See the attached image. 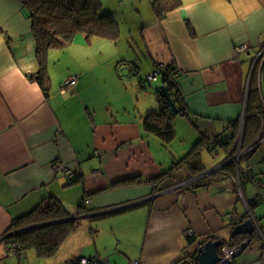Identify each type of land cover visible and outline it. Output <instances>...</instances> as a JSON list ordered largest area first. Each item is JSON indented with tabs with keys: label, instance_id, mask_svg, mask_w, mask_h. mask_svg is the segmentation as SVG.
<instances>
[{
	"label": "crops",
	"instance_id": "1",
	"mask_svg": "<svg viewBox=\"0 0 264 264\" xmlns=\"http://www.w3.org/2000/svg\"><path fill=\"white\" fill-rule=\"evenodd\" d=\"M180 1L163 20L152 12L142 22L133 48H144L140 68L124 47L107 55L94 47L100 37L77 35L67 47L48 51V85L43 91L34 76L40 65L30 14L16 0H0V237L12 232L14 221L56 201L69 217L42 225L78 221L56 250L57 264L84 256L103 258L104 264H111L109 256L115 264L119 257L142 264H177L195 254L206 238L231 242L236 225L224 217H248L238 212L242 200L235 183L214 174L176 189L195 171L173 164L200 139L231 133L230 125L246 115L254 70L264 97V61L259 58L264 0ZM244 46L243 52H236ZM118 59L130 66L133 96L116 79L117 69L110 70ZM161 65L178 71L188 113L174 116L175 138L166 144L170 150L142 128L143 118L159 104L140 81ZM69 78L75 85L62 93L61 84ZM158 80L162 78L153 83ZM260 151L261 163L248 166L256 176H264V144ZM56 162L76 177L68 181L54 171ZM227 171L236 176V170ZM83 203L86 210L79 212ZM227 228L232 229L225 242L219 234ZM188 231L194 235L191 245L186 242ZM9 240H0V253L9 252ZM256 260L252 248L236 264Z\"/></svg>",
	"mask_w": 264,
	"mask_h": 264
},
{
	"label": "trees",
	"instance_id": "2",
	"mask_svg": "<svg viewBox=\"0 0 264 264\" xmlns=\"http://www.w3.org/2000/svg\"><path fill=\"white\" fill-rule=\"evenodd\" d=\"M21 4V7L29 12L32 34L35 40V56L40 65V70L34 75L36 81L40 84L43 91H46L48 85V77L45 72V63L48 51L53 48H65L70 45L77 35H84L85 37H100L111 41L117 40L120 36V28L116 19L111 15L102 12V4L100 0H16ZM181 6L180 0H153L151 8L158 21H161L170 12L178 9ZM135 70L137 69L134 65ZM133 68V69H134ZM178 71L173 65H167L163 73L162 83L168 89L171 100L177 108L178 115L186 116L187 107L179 90V82L173 84L169 81L170 74ZM135 73V71H134ZM257 71L254 70L250 79V87L247 93L246 115L244 116L243 138L242 145L246 146L249 142L254 140L264 130V98L260 95V88H257L256 81H258ZM259 74V73H258ZM147 78V77H146ZM141 79L140 84L147 80ZM179 79V77H178ZM149 82V81H148ZM150 83V82H149ZM264 94V89H263ZM158 109L150 111L142 120L143 131L154 135L163 144H169L175 138L174 115L170 111L169 106L164 100L163 94L158 90L155 93ZM237 123V124H236ZM232 131L222 141H218L215 136L212 143L209 139L202 138L192 147V151L182 158L173 167L179 165H187L194 172L193 176L205 171L201 165L200 152L207 149L209 152L219 147L223 152L228 153L233 149L235 139L240 127V121L230 125ZM262 128V129H261ZM217 146V147H216ZM259 146L256 148L258 149ZM255 149V150H256ZM253 150L252 152H254ZM230 168L235 171L233 165H226L224 171ZM251 178L248 180L243 173L240 175L242 188L244 184L251 185L256 175L251 170ZM252 202H258L255 198ZM247 204L251 210L253 203ZM257 204V203H255ZM79 212H83L85 206L79 204ZM33 213L39 216H31ZM79 215V214H78ZM69 216H63L61 207L58 202H47L42 207L35 209V211L24 215L12 224L11 231H18L23 228H31L32 226L65 219ZM78 217V216H76ZM78 221H66L62 223H54L34 227L33 229L18 233L14 236V240L18 244V256L23 257L25 250L35 248L38 257L50 258L56 253L60 245L64 242L77 227ZM252 234V238L254 239ZM211 238H206L202 244L209 241ZM240 239L234 236L230 243H235ZM218 240V239H216ZM194 241V235L190 234L186 242L191 245ZM201 244V245H202ZM219 251V250H218ZM195 254L186 255L177 264H197L195 261ZM79 258L70 263L80 264Z\"/></svg>",
	"mask_w": 264,
	"mask_h": 264
},
{
	"label": "rangeland",
	"instance_id": "3",
	"mask_svg": "<svg viewBox=\"0 0 264 264\" xmlns=\"http://www.w3.org/2000/svg\"><path fill=\"white\" fill-rule=\"evenodd\" d=\"M100 1L102 4V12L111 14L116 19V21L119 23L120 36L116 42L108 41V40L106 41L102 38H96V45L94 47H96L102 53L107 54V55L113 54L117 50H122L124 47L125 50L129 52L130 58H134L136 61L135 63H138L136 64V66L140 68L141 62L138 60V57H142L145 51H144V48L142 49L141 47H137V46H136V50L134 49L135 51H133V48L135 47L134 42L135 40L138 41L139 39L138 34H139V29L142 27V22L146 20L147 17L151 16L150 14H152L153 12L151 8V3L153 0H100ZM116 45H117V48H116ZM108 67H109V64L105 65L103 69L104 68L108 69ZM114 69H117L118 76H116L115 74V77L117 80L119 79L122 82L123 89L125 90V92H128L130 96H133L131 84L129 83V79L127 78L128 76L127 72L130 69V66L124 63L123 61H121L120 59H118L114 62L110 70L114 71ZM124 70L126 71V73L123 72ZM145 77L146 76H143L142 78L144 79ZM133 78L135 77L133 76ZM145 83L147 84V88L154 94L156 93V91L161 89L160 87H162L161 85L162 80H158L155 83L153 82L149 83L148 81H146ZM263 126H264V123H263ZM177 132L179 134L178 136L182 135V133L179 130ZM260 132L262 131L260 130ZM178 141L179 140L175 141V143H172L173 148H175L176 146L175 144H177L176 142ZM263 144H264V140L260 143V147L256 149L254 152H248V154H245L241 157L240 167L242 169L248 168L249 164H252V163L254 164L261 163L262 157H260L261 156L260 149L263 146ZM166 147L169 149V145H166ZM256 152L257 153L259 152L257 157L258 158L260 157V158L258 160H257V157L255 156ZM155 153L156 155H159L157 150H155ZM224 157H225V153L220 151L219 148H217L216 150L213 149L210 152L205 150L204 152H202L201 164L207 171L213 168V166L221 163L224 160ZM244 194L247 200L250 202L254 201L257 195L256 189L252 185H249V184H245ZM256 203H257L255 205L256 207L251 208V210L253 212L254 217L257 219L259 228L262 230L263 235H264V204H260L259 202H256ZM238 205H239L237 206L239 209L238 212L242 215L246 214L247 210L243 206L242 202H239ZM231 229L232 228H227L226 233L219 234L220 239H223L225 242L229 241V238L231 235V232H230ZM87 233H89V231ZM261 246H262V243L259 241V239L255 240L253 242V245L251 246V249L253 248L257 251L258 259L261 256L260 255ZM25 251H26L25 255L23 256L22 259H19L18 257H16V255H13L12 253L10 254V253H5L2 251L0 253V264H57L60 261V255H58L57 251L50 258L49 257L48 258L38 257L37 252H35L36 251L35 248H29ZM249 251H250V248H247L242 254L247 253ZM242 254H240V257ZM85 255H88V254H85ZM78 256H81V255L79 254ZM240 257H238L237 259H240ZM108 258L111 260V264H115L114 259H112V256H109ZM127 260L128 259L126 258L119 257V259H117V263L118 264H128V262L130 263V260L132 261V259L128 261Z\"/></svg>",
	"mask_w": 264,
	"mask_h": 264
},
{
	"label": "built area",
	"instance_id": "4",
	"mask_svg": "<svg viewBox=\"0 0 264 264\" xmlns=\"http://www.w3.org/2000/svg\"><path fill=\"white\" fill-rule=\"evenodd\" d=\"M245 48H246L245 46L240 47L237 49L236 52L241 53L245 50ZM259 58L262 59V61H264V48L262 49V52L260 53ZM165 70H166V66L161 65L159 68L153 71L150 75H147L146 80L149 82H153L157 80L159 77L162 78ZM177 74H178L177 72L170 74L169 81L171 83L177 84L178 82ZM75 82L76 80L73 78L66 79L61 84V92L65 93V91H68L71 87L75 85ZM240 121H241L240 127L237 133L238 135L233 145L234 147L230 152L225 153L224 160L221 163L213 166V168H211L210 170L202 171L200 174L193 176L190 179L180 184H177L175 186L176 189H182L192 183L206 179L209 176H212L214 174H221L223 177L225 176L229 177L232 180V182L235 183L238 195L240 196L244 204V207H246L247 215H248L247 219L252 220L253 231H254L253 235L255 236L253 239L252 236L242 235L240 239L235 243H230V242L223 243V245L219 248V251H218L219 261L216 264H236V259L240 257V254H242L247 248L251 249L253 242L258 239L262 243L261 254H260L261 256L258 260L254 261L253 264H264V235H263L262 230L259 228L257 219L254 217L252 210H250L249 207H247L246 200L243 194L242 182L240 180L241 173H243L244 176L247 177L248 180L251 178L250 168L242 169L240 167V160L243 155L248 154V152H252L253 150H255L259 146V144L264 140V130L263 132H260L259 136H257L251 142H249L248 145L243 146L242 145V138H243L242 131H243L244 123H245L244 116L243 118H241ZM226 136L227 134L223 133L222 135L218 137V141H222L224 138H226ZM214 138L215 137H212L210 139V143L213 142ZM229 164L234 166L236 170V176H232L230 173L224 171V167ZM53 169L56 172L62 173L68 179V181H71L76 177V174L72 172L70 169L66 168L62 163L56 162V164L53 165ZM251 185L256 189V194H257L256 200L260 204H264V176L263 175L256 176L255 179L252 181ZM225 219L230 220L234 225H239L240 223L243 222V219H241L240 217L238 218L236 214H227ZM187 234L190 235L192 234V232L188 231ZM4 238L5 236H1L0 240H4ZM9 239L10 240L8 243L9 244L8 251L12 254H18V247H19L18 244L15 241H13L14 240L13 237H10ZM104 261H105L104 259L98 258L97 256H93L90 258L79 257L78 263L80 264H104L105 263ZM129 264H142V263L140 260H132V261L130 260Z\"/></svg>",
	"mask_w": 264,
	"mask_h": 264
},
{
	"label": "water",
	"instance_id": "5",
	"mask_svg": "<svg viewBox=\"0 0 264 264\" xmlns=\"http://www.w3.org/2000/svg\"><path fill=\"white\" fill-rule=\"evenodd\" d=\"M161 89L159 90L164 97V100L166 101L167 105L169 106L170 111L173 113L174 116H177L179 112H177V108L173 101L171 100V97L169 95V91L165 86L160 87ZM139 203V202H138ZM122 209V208H121ZM95 215V214H94ZM86 216H79L75 217L76 219H83ZM63 221V220H61ZM42 224L31 226L28 228H24L18 231L10 232L9 234L5 235V238H10L14 237L18 233L33 229L34 227H40ZM44 225V224H43ZM42 225V226H43ZM233 232L235 236L239 235H249L252 236L253 234V223L251 219H247L240 223L239 225H236L233 228ZM223 241L221 240H209L205 242L202 245H199L198 248L196 249L195 252V261L197 264H216L219 261V255H218V250L219 248L223 245ZM67 264H76V263H67Z\"/></svg>",
	"mask_w": 264,
	"mask_h": 264
}]
</instances>
